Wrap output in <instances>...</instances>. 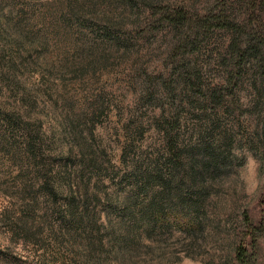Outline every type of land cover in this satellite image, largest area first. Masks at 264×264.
Wrapping results in <instances>:
<instances>
[{
    "label": "rangeland",
    "instance_id": "rangeland-1",
    "mask_svg": "<svg viewBox=\"0 0 264 264\" xmlns=\"http://www.w3.org/2000/svg\"><path fill=\"white\" fill-rule=\"evenodd\" d=\"M262 16L251 0H0V264H241V243L264 264V74L229 48ZM5 115L74 173L58 182L90 198L85 227ZM225 140L231 162L189 207V155ZM170 174L188 189L159 212Z\"/></svg>",
    "mask_w": 264,
    "mask_h": 264
},
{
    "label": "trees",
    "instance_id": "trees-1",
    "mask_svg": "<svg viewBox=\"0 0 264 264\" xmlns=\"http://www.w3.org/2000/svg\"><path fill=\"white\" fill-rule=\"evenodd\" d=\"M251 6L253 11H258L259 14L264 16V0H251ZM179 15H184L182 12ZM262 16V17H263ZM261 20L251 24L250 26H246V37L242 38V40H239V45H235V43H232L230 45V50H235L236 48L241 49V52L239 53L240 61L244 60L245 56L252 55L261 70V72L264 74V25H260ZM183 25L185 23V18H176L175 23ZM242 65L239 63V67ZM231 72L230 74H232ZM237 76L234 73L231 76L232 79ZM230 81V83H231ZM241 82V79L237 80L236 83ZM9 116L5 115V118L3 119V123L6 125L7 130H11L14 132L22 131L24 141L26 143V148L29 150L30 154L27 155V158L31 163H34V167L37 169V177L41 176L42 179V189L46 192V194L50 193L52 195H56L58 191L61 189H68L70 195V208L73 209V217L76 221V224L79 226L85 227L89 223V205H90V198L84 193L85 191L81 189L78 183L75 184V186H71L69 182L66 183V186H63L64 183H59V179L66 176L73 175L74 173L69 174L65 167H62L60 170H54L50 168V165L48 163V157L45 155V152L43 150L42 145V138L39 135V132L37 130L30 129V127H22L13 125L15 119L10 118ZM17 117V116H16ZM261 127L260 131L257 133L258 139L262 142H264V114L261 117L260 120ZM27 126H30V124H27ZM39 130V129H38ZM231 142L229 140H225L224 143L218 145V146H206L199 150L198 152H192L189 155V161H190V169L192 171V181L189 182V188L190 191L192 190L194 192V195H190V205L191 208H197L198 205L196 202L198 199H200V192H203L205 189H202V187H199L200 184H203L202 178L205 177L207 174L211 172H217L221 168H225L228 163L231 162V154H230V147ZM71 179V178H70ZM147 180L144 182V188L147 185H150L152 183L151 180H148L149 178H146ZM69 183V184H68ZM154 184L158 185V197L161 200V204L159 206L156 205V199H152L150 208L153 209L154 207H158L157 210L159 212H163L166 207H164V203H167L173 199V196L176 194H179L180 196L183 195L184 191H186L187 188V182L185 178H177L173 175H168L167 177H158ZM185 199V196L184 198ZM168 201V202H167ZM150 209L144 211L143 210V219L150 218ZM135 220L137 218L133 216ZM262 229H264V218L262 222ZM236 257L239 263L245 264L246 263V255L248 253V249L243 243L238 245L236 249Z\"/></svg>",
    "mask_w": 264,
    "mask_h": 264
}]
</instances>
